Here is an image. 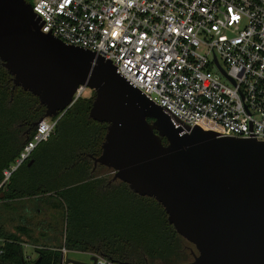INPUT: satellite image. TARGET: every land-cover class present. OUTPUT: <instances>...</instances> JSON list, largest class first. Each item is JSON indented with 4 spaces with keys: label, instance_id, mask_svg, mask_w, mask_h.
Here are the masks:
<instances>
[{
    "label": "water",
    "instance_id": "water-1",
    "mask_svg": "<svg viewBox=\"0 0 264 264\" xmlns=\"http://www.w3.org/2000/svg\"><path fill=\"white\" fill-rule=\"evenodd\" d=\"M40 27L29 2L0 0V63L13 88L45 107L33 126L66 111L78 85H86L95 93L89 117L107 124L92 170L103 165L113 171L110 181L161 204L195 248L182 264H264V142L175 127L111 61Z\"/></svg>",
    "mask_w": 264,
    "mask_h": 264
},
{
    "label": "built area",
    "instance_id": "built-area-1",
    "mask_svg": "<svg viewBox=\"0 0 264 264\" xmlns=\"http://www.w3.org/2000/svg\"><path fill=\"white\" fill-rule=\"evenodd\" d=\"M43 33L111 61L175 127L264 142V0H29ZM78 85L72 104L84 96ZM71 104V105H72ZM65 111L37 123L12 173ZM59 264L70 258L60 249ZM92 264H124L85 252ZM96 257V261L90 259Z\"/></svg>",
    "mask_w": 264,
    "mask_h": 264
},
{
    "label": "trees",
    "instance_id": "trees-1",
    "mask_svg": "<svg viewBox=\"0 0 264 264\" xmlns=\"http://www.w3.org/2000/svg\"><path fill=\"white\" fill-rule=\"evenodd\" d=\"M94 96L91 90L63 113L0 192V264H59L63 247L124 264L187 261L184 238L161 204L98 175L103 165L92 170L107 126L89 117ZM44 110L36 96L13 88L0 63V181ZM24 244L36 258L24 256Z\"/></svg>",
    "mask_w": 264,
    "mask_h": 264
},
{
    "label": "rangeland",
    "instance_id": "rangeland-1",
    "mask_svg": "<svg viewBox=\"0 0 264 264\" xmlns=\"http://www.w3.org/2000/svg\"><path fill=\"white\" fill-rule=\"evenodd\" d=\"M90 93H91V90L89 88H87L84 92V97H87ZM96 169H97V167L93 171H95ZM96 172L98 175L100 174L103 177L109 178V180L113 176V171L111 169L106 168L105 166L102 168H99ZM182 245H183V249L185 250V252L189 255L187 261L191 260V258H192L191 251H195L194 246L191 243H189L188 241H186L185 239L182 241ZM23 253H24L25 257L28 256L30 259L36 258V252L34 251V248L29 246L28 244L23 245ZM68 255L71 259L81 260V261H87L88 260V256L83 252L70 251L68 253ZM187 261H185V262H187ZM171 264H179V261L173 262Z\"/></svg>",
    "mask_w": 264,
    "mask_h": 264
},
{
    "label": "crops",
    "instance_id": "crops-1",
    "mask_svg": "<svg viewBox=\"0 0 264 264\" xmlns=\"http://www.w3.org/2000/svg\"><path fill=\"white\" fill-rule=\"evenodd\" d=\"M83 253H85V252H83ZM86 254V253H85ZM87 255V254H86Z\"/></svg>",
    "mask_w": 264,
    "mask_h": 264
}]
</instances>
